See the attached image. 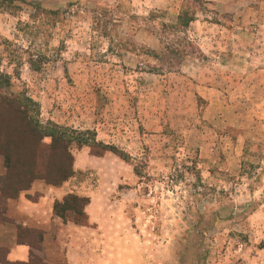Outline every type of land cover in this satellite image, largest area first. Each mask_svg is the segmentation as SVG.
<instances>
[{
    "label": "rangeland",
    "instance_id": "rangeland-1",
    "mask_svg": "<svg viewBox=\"0 0 264 264\" xmlns=\"http://www.w3.org/2000/svg\"><path fill=\"white\" fill-rule=\"evenodd\" d=\"M0 161L77 264H264V0H0Z\"/></svg>",
    "mask_w": 264,
    "mask_h": 264
},
{
    "label": "crops",
    "instance_id": "crops-1",
    "mask_svg": "<svg viewBox=\"0 0 264 264\" xmlns=\"http://www.w3.org/2000/svg\"><path fill=\"white\" fill-rule=\"evenodd\" d=\"M73 184L72 178L60 187L36 181L18 191L0 188V264H77L79 236L89 228L55 212L56 202L74 192ZM84 212L92 223L89 206Z\"/></svg>",
    "mask_w": 264,
    "mask_h": 264
},
{
    "label": "trees",
    "instance_id": "trees-1",
    "mask_svg": "<svg viewBox=\"0 0 264 264\" xmlns=\"http://www.w3.org/2000/svg\"><path fill=\"white\" fill-rule=\"evenodd\" d=\"M8 102V105H11V102L9 100H7ZM19 108L20 110H24L23 107L21 105H19ZM31 133L34 134V135H37L38 133V130L35 128V127H32L31 128ZM7 161H9V157L8 156H5ZM71 177V175H65L63 177L62 180L60 181H57L56 183H51V185H54V186H59L61 185L62 183H64L65 181H67L69 178ZM76 200V201H83L85 202L84 205H86L88 203V198H81V197H78L76 195H68L64 198V200L62 202H56L55 204V212L57 215H59L60 217H62L64 220L67 218L66 214L67 212H71L72 214H75L76 216L79 217V219H84L86 220L87 219V216L85 214V212L83 210H78V209H75L72 205H70L69 201L70 200ZM76 222H78V219H76Z\"/></svg>",
    "mask_w": 264,
    "mask_h": 264
}]
</instances>
